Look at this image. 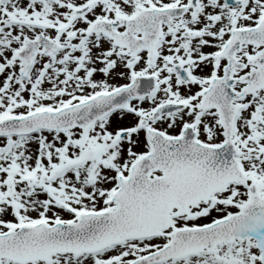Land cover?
<instances>
[{
	"label": "snow or ice",
	"instance_id": "6c2138e0",
	"mask_svg": "<svg viewBox=\"0 0 264 264\" xmlns=\"http://www.w3.org/2000/svg\"><path fill=\"white\" fill-rule=\"evenodd\" d=\"M0 264H264V0H0Z\"/></svg>",
	"mask_w": 264,
	"mask_h": 264
}]
</instances>
